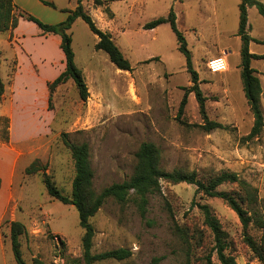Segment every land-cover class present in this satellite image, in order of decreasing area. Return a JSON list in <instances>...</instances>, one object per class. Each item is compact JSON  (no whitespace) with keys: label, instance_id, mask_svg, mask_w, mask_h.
<instances>
[{"label":"rangeland","instance_id":"374dc122","mask_svg":"<svg viewBox=\"0 0 264 264\" xmlns=\"http://www.w3.org/2000/svg\"><path fill=\"white\" fill-rule=\"evenodd\" d=\"M104 1L114 14L110 36L132 70H117L103 51L95 49L96 36L77 18L67 33L87 85L85 102L68 81L54 90L48 107L46 85L63 65L54 35L40 36L36 25L22 18L15 31L0 33V264H16L10 245L12 221L27 231L20 237L26 264L35 259L66 264L81 257L83 229L75 207L51 198L41 173H25L35 162L46 168L64 195L70 194L74 170L62 134L70 142L88 144L97 193L128 179L139 145L149 142L160 149L165 171L195 172L201 181L232 172L257 191L259 201L264 200V128L258 137L246 139L253 118L240 78V0ZM257 1L264 5V0ZM14 4L18 12L55 25L65 20L63 10H73L77 0H14ZM87 5L98 13L100 6L93 0H84L83 6ZM170 10L206 98L205 113L223 130L204 132L198 127L202 119L193 93L178 115L183 88L191 85L185 58L168 23L154 31L143 29L144 24L167 17ZM247 24L248 35L257 40L250 44L253 53L264 54V18L255 7L247 8ZM217 57H224L229 69L212 74L207 64ZM250 65L260 79L264 119V59ZM217 190L236 192L238 187L224 184ZM1 199L7 201L5 207ZM204 204L226 234L227 253L238 264H260L244 243L237 215L222 200L197 194L194 185L167 182H161L159 193L148 196L144 217L130 200L120 205L108 198L102 204L90 219L92 252L124 248L131 256L95 264H207L208 260L220 264L199 209ZM248 234L260 236L253 228Z\"/></svg>","mask_w":264,"mask_h":264},{"label":"trees","instance_id":"16d2710c","mask_svg":"<svg viewBox=\"0 0 264 264\" xmlns=\"http://www.w3.org/2000/svg\"><path fill=\"white\" fill-rule=\"evenodd\" d=\"M182 1V0H174ZM82 0H77V5L73 10H63L67 13L64 21L48 25L40 22L28 14L18 12L13 0H0V33L11 32L15 30L19 23V18L34 23L40 32V36L56 35L60 38L59 48L64 56V69L46 87L48 91V107L51 95L54 90L67 83L68 81L74 86L78 98L85 102L88 98V89L83 77L82 71L74 62V54L71 49V37L67 32L77 18H80L89 30L96 36V50L103 51L109 61L117 70L129 72L132 70L128 60L123 56L120 49L116 46L109 33L103 32L95 25L91 16L85 11L81 4ZM98 6L106 5V1L93 0ZM53 7L52 4H49ZM255 7L258 13L264 18V5L257 0H240L238 4V30L237 36L240 38L241 45L239 50L240 56V78L242 91L246 99L249 111L252 115L253 122L246 139L258 137L264 128V119L261 110V85L256 71L251 67L252 60L264 59V55H255L249 52V43L256 42L248 35L249 26L247 24V8ZM108 15L109 10L104 8ZM164 23H168L177 40V49L185 58V66L190 74L189 87L183 88L184 95L178 108V115L183 113L187 102V95L193 93L198 104L202 124L198 125L204 132L213 130H223L225 127L215 121L209 120L205 113V101L202 91L199 88V79L197 73L192 67L191 55L186 47L183 35L177 30L175 24V15L170 10L167 17L156 18L144 24V30H152ZM152 59L144 63H148ZM3 86L0 79V93ZM64 146L68 149L73 163L74 176L71 182L69 195H64L46 174L45 167L36 166L35 162L26 169V174L41 173L42 183L47 194L60 201L64 205L75 207L79 226L83 229L81 239L82 254L79 259H73L66 264H95L107 260L122 261L131 256V251L124 248L109 250L101 253L92 252V240L94 230L90 219L95 216L102 204L112 198L120 205H125L128 200L132 201L137 207L140 215L144 217L148 196L159 193L161 182L171 184L187 183L196 187V193L209 198L222 200L238 217L243 230V240L260 264H264V200L259 201L257 191L247 182L241 180L237 174L224 171L220 172L213 178L206 181L197 179L195 172H187L181 169H174L170 172L161 167V151L152 143L143 142L139 145L134 157L135 165L131 176L119 183L111 184L105 187L99 193L93 188L94 172L89 161V147L87 143H74L67 139V134L61 135ZM232 184L238 187L236 192H226L217 190L219 186ZM199 209L203 215V222L213 235V250L216 253L217 260L220 264H238L233 255L227 253L228 244L226 243V234L222 230L219 221L212 215L207 205H200ZM249 228H253L260 233L255 239L248 234ZM10 245L16 264H26L22 258L20 237L26 235L27 231L20 222L12 221L9 223ZM34 264H42L35 259ZM207 264H211L210 260Z\"/></svg>","mask_w":264,"mask_h":264},{"label":"crops","instance_id":"0c3cea01","mask_svg":"<svg viewBox=\"0 0 264 264\" xmlns=\"http://www.w3.org/2000/svg\"><path fill=\"white\" fill-rule=\"evenodd\" d=\"M83 1L84 0H82V2H81V4H82V6H83ZM104 1V0H103ZM13 2H14V0H13ZM76 7V6H75ZM84 7V6H83ZM103 8H107V6L106 5H104L103 6ZM84 9H85V11H87L88 12V14L91 16V18H92V20L94 21V23H95V25L98 27V29H100L101 31H103V32H106V33H109L110 35H111V22H113V20H114V14L111 12H109V14L110 15H108V14H106V13H104L103 12V10H102V7L100 6V7H97V11H98V13L97 14H93V12L92 11H90L89 10V7H88V5H87V8H85L84 7ZM108 9V8H107ZM109 10V9H108ZM95 12V11H94ZM65 13V12H64ZM66 14V16H67V13H65ZM66 18V17H65ZM155 29V28H154ZM154 29H152V31H154ZM16 30V29H15ZM14 30V31H15ZM53 36V35H52ZM251 37V36H250ZM252 38V37H251ZM252 39H254V38H252ZM254 40H256V39H254ZM52 41H53V43H54V45H55V47H56V49H57V51H58V48H57V44H59V41H60V38L58 37V36H56V35H54L53 37H52ZM257 41V40H256ZM251 43H253V41L252 42H250L249 43V52L251 53V54H255V53H253V51H252V49H251V47H250V44ZM62 52V51H61ZM58 54H59V57H61V54H60V52L58 51ZM255 55H264V54H255ZM62 58H63V65H62V68H61V70L60 71H58V73L56 74V76L55 77H57V75H59L62 71H63V69H64V56H63V53H62ZM227 64V63H226ZM227 69H229L228 68V65H227ZM259 78V77H258ZM259 81H260V79H259ZM261 85V84H260ZM262 89V88H261ZM261 97H262V95H261ZM5 178H6V180H7V174L5 175ZM1 203H2V205L5 207L6 205H7V201L5 200V199H1Z\"/></svg>","mask_w":264,"mask_h":264},{"label":"built area","instance_id":"2783aa9c","mask_svg":"<svg viewBox=\"0 0 264 264\" xmlns=\"http://www.w3.org/2000/svg\"><path fill=\"white\" fill-rule=\"evenodd\" d=\"M207 67L212 74L224 72L227 68L226 60L224 57L211 59L208 62Z\"/></svg>","mask_w":264,"mask_h":264}]
</instances>
